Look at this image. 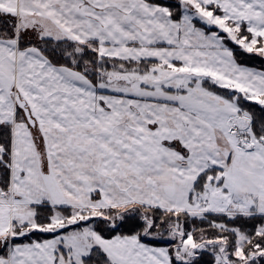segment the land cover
Segmentation results:
<instances>
[{
    "label": "snow or ice",
    "instance_id": "obj_1",
    "mask_svg": "<svg viewBox=\"0 0 264 264\" xmlns=\"http://www.w3.org/2000/svg\"><path fill=\"white\" fill-rule=\"evenodd\" d=\"M0 264H264V0H0Z\"/></svg>",
    "mask_w": 264,
    "mask_h": 264
},
{
    "label": "trees",
    "instance_id": "obj_2",
    "mask_svg": "<svg viewBox=\"0 0 264 264\" xmlns=\"http://www.w3.org/2000/svg\"><path fill=\"white\" fill-rule=\"evenodd\" d=\"M250 63H252L257 68L261 67V63H260L259 59L255 60V61H251Z\"/></svg>",
    "mask_w": 264,
    "mask_h": 264
}]
</instances>
